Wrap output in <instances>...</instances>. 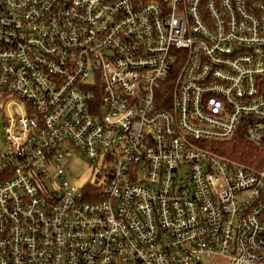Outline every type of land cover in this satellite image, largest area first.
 Masks as SVG:
<instances>
[{
  "label": "built area",
  "instance_id": "obj_1",
  "mask_svg": "<svg viewBox=\"0 0 264 264\" xmlns=\"http://www.w3.org/2000/svg\"><path fill=\"white\" fill-rule=\"evenodd\" d=\"M0 123V264L263 263L264 0H0Z\"/></svg>",
  "mask_w": 264,
  "mask_h": 264
},
{
  "label": "rangeland",
  "instance_id": "obj_2",
  "mask_svg": "<svg viewBox=\"0 0 264 264\" xmlns=\"http://www.w3.org/2000/svg\"><path fill=\"white\" fill-rule=\"evenodd\" d=\"M2 131L3 128L0 123V145L2 140ZM212 146L213 144L210 145V148L214 150ZM62 165L64 173L61 181H66L68 184L81 189L84 187H100L101 184H103L101 178L98 177V175H103L102 172L98 170L97 166H94L91 162H89L83 156V154L76 149L72 150L69 159L63 158ZM199 264H227V261L224 258L216 257L203 260ZM262 264H264V261Z\"/></svg>",
  "mask_w": 264,
  "mask_h": 264
},
{
  "label": "trees",
  "instance_id": "obj_3",
  "mask_svg": "<svg viewBox=\"0 0 264 264\" xmlns=\"http://www.w3.org/2000/svg\"><path fill=\"white\" fill-rule=\"evenodd\" d=\"M212 144L215 151L249 168H264V126L263 138L259 143L250 142L241 129L231 139Z\"/></svg>",
  "mask_w": 264,
  "mask_h": 264
}]
</instances>
